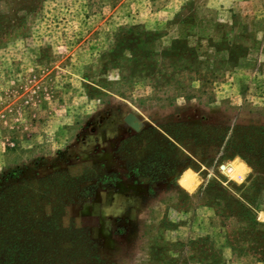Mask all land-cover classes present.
<instances>
[{"label":"rangeland","instance_id":"obj_1","mask_svg":"<svg viewBox=\"0 0 264 264\" xmlns=\"http://www.w3.org/2000/svg\"><path fill=\"white\" fill-rule=\"evenodd\" d=\"M251 126L264 0H0V264H264Z\"/></svg>","mask_w":264,"mask_h":264},{"label":"trees","instance_id":"obj_2","mask_svg":"<svg viewBox=\"0 0 264 264\" xmlns=\"http://www.w3.org/2000/svg\"><path fill=\"white\" fill-rule=\"evenodd\" d=\"M207 127L209 132L204 134V138L208 137L210 140L217 142L222 140L223 135L220 131L226 127L218 125H208ZM250 128L256 129V133L252 141L246 142L244 139H240L241 141H238L235 132L236 130H234L236 128H234L230 138L226 141V145L224 147L225 153H223L222 156L232 157L234 155H240L249 165L253 167L255 171L262 172L264 170V131L259 127L251 126ZM233 167L237 171V174L233 176L239 180L244 177L248 169L247 165L240 159L235 160L231 165H229V173H231ZM179 181L185 188L192 190L198 184L199 179L194 171L187 169Z\"/></svg>","mask_w":264,"mask_h":264},{"label":"water","instance_id":"obj_3","mask_svg":"<svg viewBox=\"0 0 264 264\" xmlns=\"http://www.w3.org/2000/svg\"><path fill=\"white\" fill-rule=\"evenodd\" d=\"M125 122L128 123L133 129H139V122L135 119L132 114H129L125 117ZM222 167H224V165H222Z\"/></svg>","mask_w":264,"mask_h":264},{"label":"bare ground","instance_id":"obj_4","mask_svg":"<svg viewBox=\"0 0 264 264\" xmlns=\"http://www.w3.org/2000/svg\"><path fill=\"white\" fill-rule=\"evenodd\" d=\"M224 167H225V165H224Z\"/></svg>","mask_w":264,"mask_h":264},{"label":"crops","instance_id":"obj_5","mask_svg":"<svg viewBox=\"0 0 264 264\" xmlns=\"http://www.w3.org/2000/svg\"><path fill=\"white\" fill-rule=\"evenodd\" d=\"M181 175H182V174H181ZM181 175H180V176H181Z\"/></svg>","mask_w":264,"mask_h":264}]
</instances>
